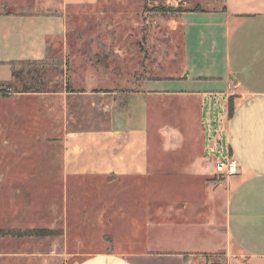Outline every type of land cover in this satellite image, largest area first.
Instances as JSON below:
<instances>
[{
	"label": "crops",
	"instance_id": "0c3cea01",
	"mask_svg": "<svg viewBox=\"0 0 264 264\" xmlns=\"http://www.w3.org/2000/svg\"><path fill=\"white\" fill-rule=\"evenodd\" d=\"M95 2L0 0V181L13 182L7 190L14 197L0 204V264H57L71 256L49 241L52 232L34 233L46 226L22 182L49 180L58 189L70 178L111 176L146 182L111 192L114 205L106 192L99 195L123 219L130 213L121 236L113 234L114 245L128 247L74 264H264V0H206L198 11L181 12L182 74L145 79L139 89H72L65 76L60 84L51 71L42 78L34 66L22 68L21 61L36 60L52 67L54 55L65 66L67 8ZM204 97L224 114L203 147L187 142L169 101L191 99L199 111ZM154 113L169 121L157 141ZM58 146L59 157L52 154ZM223 149L239 166L227 178L209 168ZM181 177L182 188L166 184ZM154 180L163 183L154 188ZM28 203L37 222L25 220Z\"/></svg>",
	"mask_w": 264,
	"mask_h": 264
},
{
	"label": "rangeland",
	"instance_id": "374dc122",
	"mask_svg": "<svg viewBox=\"0 0 264 264\" xmlns=\"http://www.w3.org/2000/svg\"><path fill=\"white\" fill-rule=\"evenodd\" d=\"M205 3L206 0H97L94 4L69 6L67 63L63 66V61L54 55L52 67L48 69L52 72L50 75H53L54 82L57 80L61 84V77L65 76L69 88H85L89 91H130L139 89L145 79L180 76L183 72L181 12L196 4L205 7ZM157 7L160 9L155 10ZM63 70L66 71L65 75ZM87 79H91L92 83L87 84ZM57 86L59 83L55 88ZM200 101L199 111H195L191 99L176 98L169 102L175 112L173 119L182 120V125L179 126L184 127V131H189L186 135L187 142L191 141L192 145H196L201 140L204 147L209 145L211 135L219 126V113L223 115L224 111L220 104L216 105L214 99L204 97ZM153 123L154 140L157 141V129H163L169 121L164 120L163 115L159 118L154 113ZM162 132L164 134L165 130ZM165 137L169 136L166 134ZM52 154L60 156L59 146ZM214 161H209V168L213 170ZM178 167L184 166L179 164ZM181 179L183 177L167 181L166 184L171 189H179L184 185ZM12 183L0 181V185L5 184L0 186L4 187L0 191V204L1 201L5 205L13 200L14 197L9 198L11 193L7 190ZM22 183V192L28 194L26 200L34 201L37 205L35 208L41 207L39 221L42 226H46L45 234L52 232L47 237L49 241L56 242L55 247L59 252L71 254L67 259L62 257L57 264H74L96 251L127 248L128 245L121 243L114 245L113 234L121 236V228L130 223V213H125L124 219L121 217L123 214L118 212L119 208L113 207L114 197L111 192L115 193L123 188L146 187L145 181H137L135 186L131 180L120 181L112 176L105 179L70 178L63 182L66 188L61 182H57L58 189L55 182L49 180ZM158 183L163 182L154 180L153 187L157 188ZM103 192L107 194L106 200L113 205L102 206L99 195ZM14 194L17 195V192ZM55 202L61 205H58L57 212L51 213L50 204ZM31 211V205L27 206L24 211L25 220L37 222L39 213ZM10 214L13 216L16 212L11 211ZM50 226L53 229L48 228ZM28 230L18 231L29 232ZM40 247L47 245L44 242ZM210 264L222 263L215 261Z\"/></svg>",
	"mask_w": 264,
	"mask_h": 264
},
{
	"label": "built area",
	"instance_id": "2783aa9c",
	"mask_svg": "<svg viewBox=\"0 0 264 264\" xmlns=\"http://www.w3.org/2000/svg\"><path fill=\"white\" fill-rule=\"evenodd\" d=\"M215 173L227 178L239 170L236 159L225 149L221 150L214 161Z\"/></svg>",
	"mask_w": 264,
	"mask_h": 264
},
{
	"label": "trees",
	"instance_id": "16d2710c",
	"mask_svg": "<svg viewBox=\"0 0 264 264\" xmlns=\"http://www.w3.org/2000/svg\"><path fill=\"white\" fill-rule=\"evenodd\" d=\"M4 6H0V11ZM6 7V6H5ZM23 8V7H22ZM160 8H155V10H159ZM171 10V9H168ZM200 10V8L198 6H195L191 11H198ZM12 64L14 62H11ZM21 66L23 67V69H28L31 66H34V70L36 75H40L43 77H46V74L50 73L49 69V65L47 64L46 61L42 60V61H21L20 62ZM44 87V85H43ZM233 111V103H232V98H229V102H228V115L230 116L232 114ZM1 232V231H0ZM34 233H36L37 235L41 234L44 235L45 233H47V231L45 229H38V230H34Z\"/></svg>",
	"mask_w": 264,
	"mask_h": 264
}]
</instances>
